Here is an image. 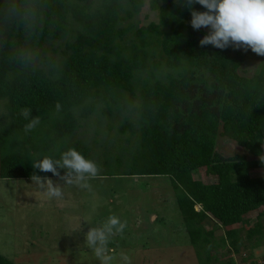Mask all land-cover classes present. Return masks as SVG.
<instances>
[{
    "label": "trees",
    "instance_id": "16d2710c",
    "mask_svg": "<svg viewBox=\"0 0 264 264\" xmlns=\"http://www.w3.org/2000/svg\"><path fill=\"white\" fill-rule=\"evenodd\" d=\"M129 2V16L143 6V0ZM120 4L121 0H0V177H57L36 172L32 159L19 149L6 153L8 142L14 149L33 141V132L22 140H9L4 133L7 123L18 132L24 130L28 123L21 114L24 109L39 116L40 124L56 114L57 140L77 128L75 108L89 116L101 100H112L117 91L129 92L139 103L138 128L133 122L126 125L139 136L136 149L125 155L130 171L102 175L169 176L201 264H211L213 252L208 250L203 257L202 251L213 236L202 225L208 213L230 226L264 207V175L250 173L252 166L264 169V159L259 164L251 160L264 158V56L243 46H201L208 29H194L192 9L177 0L161 3V25L139 28L138 42L127 47L121 41L130 27L122 25ZM192 7L206 10L199 4ZM148 32L158 35L166 64L175 72L160 78L156 62L158 67L140 82L138 93L137 74L148 67L152 56ZM70 36L74 38L67 39ZM65 39L68 57L61 69L47 72L34 66V52L48 40ZM128 48L131 52L125 54ZM20 52L28 54L26 62L19 60ZM204 71L215 78L212 88L204 85ZM219 136L235 141L244 152L233 156L220 152ZM70 147L89 156L86 144ZM118 160L122 162L123 156ZM201 167L217 175L218 181L195 179L193 172ZM236 233V229L227 232L230 237ZM0 264L14 263L0 252Z\"/></svg>",
    "mask_w": 264,
    "mask_h": 264
},
{
    "label": "rangeland",
    "instance_id": "374dc122",
    "mask_svg": "<svg viewBox=\"0 0 264 264\" xmlns=\"http://www.w3.org/2000/svg\"><path fill=\"white\" fill-rule=\"evenodd\" d=\"M177 1L180 4L186 2ZM163 2L165 0H143L141 10L129 16L127 12L132 9V4L129 0H121L119 14L124 18L122 25L130 27L122 37L123 45L131 48L138 42L139 28L148 27L151 23L161 25L160 6ZM146 36L151 41L152 56L148 67L137 74L138 93L140 82L150 77L158 67L156 62H160L156 70L160 78L166 79L175 72L166 64L162 46L157 42L158 35L148 32ZM130 48L125 50V54L131 52ZM65 49L66 39L48 40L33 53L34 66L47 72L58 71L67 61ZM254 66V63L248 65L250 69ZM202 74L204 85L212 88L216 82L213 74L209 71ZM113 97L112 100H101L89 116L80 115L81 108H75L78 126L68 136L54 140L57 138L54 126L58 117L54 114L45 124H39L31 131V143L17 144L13 149L8 142L6 153L19 149L32 161L45 155L58 157L71 145L83 143L88 146V157L100 167L99 177L90 181V190L66 186L62 199H49L36 187L33 178L0 177V252L14 264H99L85 245V234L113 214L127 222L124 232L112 237L110 247L115 249L116 257L113 264H125L121 254L128 257L127 264H201L179 206L178 191L169 176L102 175L130 171L125 155L133 150L139 137L131 128L127 129L130 122L138 128V100L132 99L124 90L117 91ZM2 113L0 107V124ZM3 129L9 140L26 139L30 133L18 132V128L10 123ZM217 148L231 156L244 152L235 141L225 136H219ZM1 156L0 150V168ZM121 156L123 160L119 162ZM262 159L252 157L251 160L259 164ZM34 170L40 172L38 168ZM65 171L60 169L61 173ZM250 173L262 176L264 169L261 165L252 166ZM193 176L205 183L218 181V176L209 174L207 167L194 170ZM51 178L54 183H65L60 177ZM196 209L201 210L202 205L197 204ZM202 225L213 231L209 244L202 248L203 257L208 250L213 252L211 264H239L264 254V207L247 213L242 222L230 226L223 225L208 213ZM231 229L237 230L234 237L227 234ZM236 239H239L237 247L234 245Z\"/></svg>",
    "mask_w": 264,
    "mask_h": 264
},
{
    "label": "clouds",
    "instance_id": "9594fccd",
    "mask_svg": "<svg viewBox=\"0 0 264 264\" xmlns=\"http://www.w3.org/2000/svg\"><path fill=\"white\" fill-rule=\"evenodd\" d=\"M195 4L206 10H195L192 7ZM186 5L192 9V27L196 30L202 27L208 29V33L200 40L201 46L210 44L218 49H225L230 45L237 48L243 46L264 56V0H186ZM18 58L23 63L29 56L20 52ZM21 114L28 121L24 128L26 133L37 128L41 122L39 116L31 115V109H24ZM32 164L41 172H51L65 182L61 185L54 183L51 177L33 176L36 187L46 193L49 199L64 198L66 186L90 190V181L100 175L97 162L75 147L61 151L58 157L41 156L34 159ZM60 169L67 170L63 176ZM126 227L127 222L113 214L106 222L92 226L86 232L85 245L98 259L99 264H113L116 257L115 249L110 247L112 237L122 234ZM121 259L127 264L126 255L121 254Z\"/></svg>",
    "mask_w": 264,
    "mask_h": 264
},
{
    "label": "built area",
    "instance_id": "2783aa9c",
    "mask_svg": "<svg viewBox=\"0 0 264 264\" xmlns=\"http://www.w3.org/2000/svg\"><path fill=\"white\" fill-rule=\"evenodd\" d=\"M247 257V254H244ZM239 264H264V254L255 256L252 259H247L246 261H242Z\"/></svg>",
    "mask_w": 264,
    "mask_h": 264
},
{
    "label": "crops",
    "instance_id": "0c3cea01",
    "mask_svg": "<svg viewBox=\"0 0 264 264\" xmlns=\"http://www.w3.org/2000/svg\"><path fill=\"white\" fill-rule=\"evenodd\" d=\"M42 178H44V177H42ZM4 179H6V178H4ZM9 179V178H8Z\"/></svg>",
    "mask_w": 264,
    "mask_h": 264
}]
</instances>
